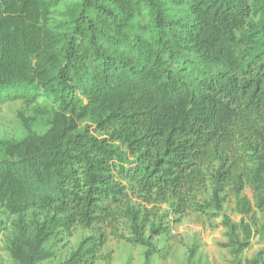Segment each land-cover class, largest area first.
Listing matches in <instances>:
<instances>
[{
	"label": "trees",
	"instance_id": "trees-1",
	"mask_svg": "<svg viewBox=\"0 0 264 264\" xmlns=\"http://www.w3.org/2000/svg\"><path fill=\"white\" fill-rule=\"evenodd\" d=\"M14 101L34 112L0 137L15 264H46L77 226L95 231L59 264H95L101 226L123 219L149 260L148 226L170 230L158 204L220 215L228 189L250 213V186L264 212V0H0V104ZM223 223L238 258L252 228Z\"/></svg>",
	"mask_w": 264,
	"mask_h": 264
},
{
	"label": "rangeland",
	"instance_id": "rangeland-1",
	"mask_svg": "<svg viewBox=\"0 0 264 264\" xmlns=\"http://www.w3.org/2000/svg\"><path fill=\"white\" fill-rule=\"evenodd\" d=\"M20 113L32 116L34 112L21 101L6 102L0 104V137L19 139L26 134V129L20 118ZM37 129H43L42 122H36ZM212 194V188L208 181L199 189L200 202ZM227 198L223 203V211L220 215L214 214V209L208 212L189 209L179 220L168 203L158 204L154 209L159 215H152V222L157 223L159 218L169 224L168 233L154 234L148 226L146 235H153V241L159 249L146 258L147 248L141 244L129 240L132 236L131 229L126 220H120L113 224H104L101 229L107 233L108 241L102 248L100 258L95 264H246L264 249V212L256 207L253 190L247 186L242 191V197H247L252 204L250 213H241L238 210V197L232 189L226 191ZM153 205H147L150 209ZM229 216L236 224L242 221L249 223L252 235L249 246L235 258L231 247L226 244L229 241L227 227L224 225V216ZM6 218V217H5ZM7 219V229L0 235V264H15L10 250V238L13 232L12 220ZM95 229L75 227L72 236L63 235L54 238L48 247L53 251L54 257L46 261V264H59L68 258L80 241ZM238 234L243 237L241 227Z\"/></svg>",
	"mask_w": 264,
	"mask_h": 264
}]
</instances>
